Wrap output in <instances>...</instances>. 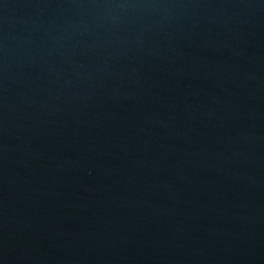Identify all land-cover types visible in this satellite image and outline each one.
<instances>
[{"label":"water","instance_id":"95a60500","mask_svg":"<svg viewBox=\"0 0 264 264\" xmlns=\"http://www.w3.org/2000/svg\"><path fill=\"white\" fill-rule=\"evenodd\" d=\"M0 264H264V0H0Z\"/></svg>","mask_w":264,"mask_h":264}]
</instances>
